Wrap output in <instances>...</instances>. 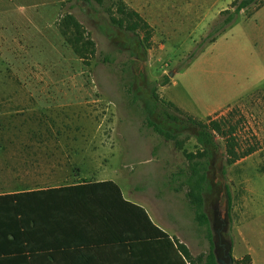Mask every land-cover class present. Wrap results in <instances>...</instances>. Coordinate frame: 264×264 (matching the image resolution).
<instances>
[{
  "label": "rangeland",
  "instance_id": "1",
  "mask_svg": "<svg viewBox=\"0 0 264 264\" xmlns=\"http://www.w3.org/2000/svg\"><path fill=\"white\" fill-rule=\"evenodd\" d=\"M124 1L151 27L146 49L94 2L0 0V191L28 187L53 162L77 165L85 175L119 176L169 232L181 231L193 248L207 250V230L193 220L187 187L175 190L178 180L171 179L187 166L183 150L198 148L194 127L180 129L181 149L147 127V116L166 123L160 110L145 108L154 88L159 103L178 107L171 113L202 122L223 117L224 131L235 127L237 149L254 148L228 165L224 138L215 134L204 202L210 220L214 202L227 208L225 233L235 253L253 246L262 258L264 0L242 9L211 42L207 34L232 0ZM66 12L95 44L88 65L57 28ZM59 182L72 183L73 176Z\"/></svg>",
  "mask_w": 264,
  "mask_h": 264
},
{
  "label": "trees",
  "instance_id": "2",
  "mask_svg": "<svg viewBox=\"0 0 264 264\" xmlns=\"http://www.w3.org/2000/svg\"><path fill=\"white\" fill-rule=\"evenodd\" d=\"M86 3H96L105 6L111 25L133 33L144 49L150 46L151 27L144 18L124 0H80ZM259 0H232L230 7L220 11L226 13L207 34L210 42L240 13L242 9L256 4ZM107 4V5H106ZM57 28L63 40L88 65L89 59L95 53V44L79 20L70 12L61 15L57 20ZM141 33V35H140ZM169 107L178 111L172 102L161 101L151 89V97L146 101L148 113L156 109L165 115V124H159L148 116L145 118L147 127L162 136L172 140L181 149L182 140L178 138L180 129L192 125L193 136L198 148L195 151L183 150L187 166L180 168L171 175L172 180H178L180 186L187 187L185 196L193 213V220L206 228L209 243L208 252L200 254L193 260L184 243L176 238L167 240L191 260L192 264H217L213 253V233L210 218L205 211L204 191L208 187L207 173L210 155L216 147L215 134L224 138L225 161L230 165L239 158L250 154L254 148L243 151L237 149L238 143L233 135L235 127L226 126L225 119L209 118L202 122L187 116L182 119L171 113ZM228 204L230 207V197ZM229 215V214H228ZM94 218H102L106 225L114 231V238L120 241L132 242L136 238L163 236L167 234L156 226L149 218L145 209L122 196L120 187L112 180L86 181L63 184L56 187L36 188L31 190L18 189L13 192L0 191V245L2 252L31 251L34 248H57L66 245L67 239L73 235V224ZM132 245V243H130ZM197 261V262H195ZM232 264H252L248 254L239 259L232 258Z\"/></svg>",
  "mask_w": 264,
  "mask_h": 264
},
{
  "label": "crops",
  "instance_id": "3",
  "mask_svg": "<svg viewBox=\"0 0 264 264\" xmlns=\"http://www.w3.org/2000/svg\"><path fill=\"white\" fill-rule=\"evenodd\" d=\"M69 175L73 176V184L82 180L114 181L120 187L122 196L142 206L152 222L167 234V238L153 236L136 238L132 242L120 241L114 238V231L112 232L110 227L106 225L107 221L102 218L73 221L77 222L73 224L78 225H73V235L67 239L65 246L41 249L38 244V248H34L31 251H6L5 253L0 249V264H192L191 260L196 256L208 252V248L207 250L193 248L181 231L169 232L167 230L168 225L156 215L150 202L133 194L130 189H124L119 176L85 175L83 170L77 165L70 169L63 167L61 163L56 164L53 162L47 168L46 174L43 173L34 183L32 182L33 184L23 188L14 187L6 191L13 192L18 189L31 190L70 184H60L59 182L63 177H69ZM41 183L48 184L41 185ZM211 229L213 230V228ZM172 238H176L185 244L191 260L185 257L179 249L169 245L167 240H172ZM205 238L207 239L206 235ZM228 239L231 242L229 253L232 258L239 259L243 255L248 254L252 264H264V254L262 258H259V254L254 250L253 246H247L245 252L235 253L233 241L231 238ZM1 247L2 245H0Z\"/></svg>",
  "mask_w": 264,
  "mask_h": 264
},
{
  "label": "flooded vegetation",
  "instance_id": "4",
  "mask_svg": "<svg viewBox=\"0 0 264 264\" xmlns=\"http://www.w3.org/2000/svg\"><path fill=\"white\" fill-rule=\"evenodd\" d=\"M222 191L224 192V187H222ZM227 211L226 207H223L222 211L218 208L217 203L214 202L212 204V208L210 210L211 213V227L213 228V240L217 247L218 254L221 258L225 257V248L228 244V237H226V227H227V219L225 212ZM224 215V216H223Z\"/></svg>",
  "mask_w": 264,
  "mask_h": 264
},
{
  "label": "water",
  "instance_id": "5",
  "mask_svg": "<svg viewBox=\"0 0 264 264\" xmlns=\"http://www.w3.org/2000/svg\"><path fill=\"white\" fill-rule=\"evenodd\" d=\"M169 75H171V73H169ZM225 214L227 215V211L225 212ZM213 244H214L213 253L215 255V259H216L217 264H232V257L229 253V250L231 247V242L228 241L227 247L225 248V257L224 258H221L219 256L214 240H213Z\"/></svg>",
  "mask_w": 264,
  "mask_h": 264
}]
</instances>
